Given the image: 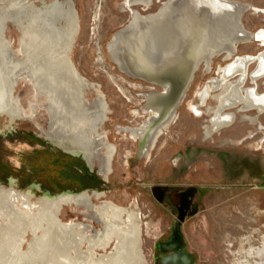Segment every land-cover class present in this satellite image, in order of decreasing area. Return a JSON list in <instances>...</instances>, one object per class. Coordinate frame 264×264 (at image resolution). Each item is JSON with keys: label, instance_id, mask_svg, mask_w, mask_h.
<instances>
[{"label": "bare ground", "instance_id": "6f19581e", "mask_svg": "<svg viewBox=\"0 0 264 264\" xmlns=\"http://www.w3.org/2000/svg\"><path fill=\"white\" fill-rule=\"evenodd\" d=\"M153 1L123 3L121 11L129 10L131 16L106 45L110 61L122 75L161 90L140 96L145 101L143 113L151 115L142 126L124 128L130 138L140 140L141 150L156 134L146 160L169 134V122L201 64L204 62L206 74L214 58L230 59L239 45L252 40L243 24L249 4L169 0L149 16L134 11L135 7L150 8ZM255 11L264 14V10ZM98 18L97 10L94 24ZM9 24L19 32L17 51L7 37ZM79 32L74 0H0V119L10 128L20 120L33 121L44 111L48 127L37 124L40 137L66 153L82 157L107 180L117 153L104 130L110 109L102 88L85 79L73 62ZM254 60L247 55L236 56L207 82L200 99L203 103L214 101L215 107L210 104L204 108L201 102L195 108L196 118L209 114L203 126L206 140L233 127L238 118L254 127L259 123L258 116L246 111L258 108L262 114L264 97L244 94L248 66ZM237 77L236 83L232 81ZM20 83L32 91L27 108L16 94ZM91 92L96 96L88 99ZM230 109L236 111H227ZM131 115L140 114L132 110ZM259 129L263 130V125ZM103 195L94 191L35 197L31 192L15 190L13 184L0 187V264H149L143 250L144 226L150 235L157 232L158 226L151 221L145 223L138 206L95 204L94 200ZM64 207L83 208L89 214L83 220L66 223L60 217ZM111 244V252L98 253ZM253 255L260 259L257 264H264V244L257 250L251 248L248 256ZM239 264L254 263L245 259Z\"/></svg>", "mask_w": 264, "mask_h": 264}, {"label": "rangeland", "instance_id": "374dc122", "mask_svg": "<svg viewBox=\"0 0 264 264\" xmlns=\"http://www.w3.org/2000/svg\"><path fill=\"white\" fill-rule=\"evenodd\" d=\"M74 1L80 20V32L72 59L82 76L100 86L106 96L110 118L104 130L110 144L117 147L112 160V173L106 180L98 169H91L82 157L66 153L41 138L37 124L46 128L48 121L45 112L40 111L37 120H20L10 128L0 119V187L9 188L13 184L15 190L31 192L35 197L96 191L104 195L94 200L95 204L113 202L126 208L138 206L144 222L151 221L158 226L157 232L152 235L144 226L143 250L149 264L152 263L155 241L171 224L175 215L167 203L161 202L153 194V190L157 187L163 189V192L164 188L180 191L191 187L200 189L202 193L195 197L194 204L202 207L200 210L203 212L199 218L188 220L184 232L191 249L206 253V257L198 258V263L211 260L212 255L209 253L216 250L215 242L218 238L219 242L225 238L224 241L229 243L227 223L230 216L243 223L251 212L250 207L264 206V129H259L261 125L264 128V116L255 127L238 118L233 127L206 140L201 126L206 125L209 114L202 119H195V108L202 102L201 86L215 75L219 64H224L222 58L217 57L210 74L205 75L203 68L197 72L185 102L178 111L179 121L160 140L158 150L152 153L150 160L137 161L134 156L137 142L126 134H117L116 127L142 122L143 118L133 117L131 112L141 103L135 93L142 91L138 85L143 84L122 75L106 52L107 42L114 32L128 21V13L121 11L125 0ZM159 1L163 4L169 0H156L155 6L149 11H143L142 7H135L134 10L142 15L156 12L162 6ZM231 1L264 8V0ZM97 10L99 18L97 24H94ZM243 23L248 31L264 27L262 20L250 13L245 15ZM7 37L12 40L14 50L17 51L19 32L11 24L8 25ZM238 50L239 55L258 51L255 44H241ZM16 94L23 106L29 107L33 99L31 88L20 83ZM94 96L96 92H91L87 98L92 99ZM210 104L212 108L215 107V102L208 99L201 106L206 108ZM88 214L83 208L64 207L60 217L68 223L83 220L82 217ZM95 227L101 228L96 223ZM237 241L244 242L243 239ZM251 248L257 250L260 247L251 246L245 253L239 251V254L231 257L233 264H239L245 259L257 264L259 257L248 256ZM113 249L111 244L105 252L98 253L111 252Z\"/></svg>", "mask_w": 264, "mask_h": 264}, {"label": "flooded vegetation", "instance_id": "af4514ba", "mask_svg": "<svg viewBox=\"0 0 264 264\" xmlns=\"http://www.w3.org/2000/svg\"><path fill=\"white\" fill-rule=\"evenodd\" d=\"M127 1L128 0H125L126 4L128 5ZM155 1L156 0L153 1V4L150 8H146V9L143 8V11L152 10L153 7L155 6ZM159 3L162 4L161 1H159ZM255 9L264 10L263 7L251 6V8L248 9L246 14L250 13L252 16H254L258 19H261L263 24H264V14L256 12ZM134 11L139 13L141 16H149V15H152V14L157 12L156 11L153 13H148L146 15H142L140 12H138L136 10H134ZM127 13H128V17L130 18L131 11L127 10ZM245 15L243 16V19H244ZM129 18H128V20H129ZM244 26H245V24H244ZM249 32L252 34V40L246 44H255L258 51L254 54L239 55V50L237 47L236 53L230 59H225L224 56H218V57L222 58L221 61H223L224 64H219L215 69V75L212 77H209L203 83V85L201 86L202 92H203L207 82L210 79L218 76V69L220 67L221 68L225 67L227 64L232 62L236 56L247 55V56L253 57L255 60L253 62H251L248 66V72H247V76H246L245 84H244V87L246 88L244 94H245V96H246V93H249V94H254L257 97H264V89H262V88H264V72H263L264 71V27H261L257 30H254V31L251 30ZM216 58H214L210 62L211 68H210V71H208L206 74H205V68H203L205 66L204 62L201 64L198 71L201 68H203L204 69L203 73L205 75L210 74L213 70V64H214ZM237 79H238V77L234 78L232 81H235V83H236ZM194 80H195V78H194ZM133 81H136V80H133ZM136 82H140L143 85H138V87L141 88L142 91L140 93L139 92L135 93L136 98L141 100V103H139L138 107L134 110H137L139 112V114H140L139 118H143V120L141 123H139L137 125H132V126L118 125L116 127L117 134H126L129 137H130V134L125 132V130H124L125 127L139 128L142 126L143 122L151 116L148 113H143L142 109H143L145 101L140 96L161 91L160 89H158L152 85L146 84L145 82H142V81H136ZM210 87H211V85H210ZM197 101H198V103H200V99H198ZM184 102H185V99H184L183 103L181 104V106L184 104ZM180 107H179V109H180ZM179 109L175 113L176 118L174 119V117H175V115H174L173 119L169 122V123H171L169 126V129L172 128L173 125H176L178 123L179 118H180L179 114H178ZM227 111H236V109H230ZM227 111H225V112H227ZM259 111L260 110L258 108H255V109H252V110L246 111V112L249 113L250 115H253L254 117L258 116V121H260V118L262 116H264V115H262V114H264V112L259 115ZM237 115L239 116V113ZM205 116H206V114H205ZM203 117H204V114L201 115V117L199 119H202ZM195 119H197V118H195ZM237 120L238 119H236L233 124H235L237 122ZM256 126H258V125H256ZM201 127L203 128V126H201ZM155 136H156V134H155ZM153 138L149 139L147 141V144H146L147 146H145L142 150L140 149V140L137 139V141H136L133 139L134 141L137 142V145H138L137 151L134 154L135 159L137 161L146 160V158H147L146 155H147V152L150 150L151 142H152ZM201 193H202V190L194 188V187L185 189L184 191L173 190V189L170 190L168 188H164V192H163L162 196L161 195L159 196V199H161L160 200L161 202L167 203L175 215L173 216L174 219L171 221V224L166 228V230L159 236V238L154 243V246L152 249V263L151 264H199L198 258L204 257V256L206 257V253H204L198 249H194V248L191 249V247L188 244L185 232H184V228L186 227L188 220L193 218V217L199 218L201 216L200 213L203 212L202 209L200 210V208H202V207L196 206L194 204L195 197L197 195H200ZM263 207L264 206H262V205L250 207L249 210L251 212H249L250 214L247 216L246 220L243 223H241L237 219H232V217L234 218V216H230V219L228 221L229 223H227V225L229 226V231H230L228 234V238H227V241H229V243L224 241L225 238L223 241L219 242V238H218V241L215 242L216 250L209 253L212 255L211 260H209V259L204 260L202 264H226V263L227 264H233L231 257H234L235 254H239V251H243L245 253L246 250H248L251 246H255L257 248L261 247V245L263 244V240H264V210H262ZM216 232L220 233L219 230H217ZM240 239H243L244 242L240 243L237 241ZM225 245L227 247H225Z\"/></svg>", "mask_w": 264, "mask_h": 264}, {"label": "water", "instance_id": "95a60500", "mask_svg": "<svg viewBox=\"0 0 264 264\" xmlns=\"http://www.w3.org/2000/svg\"><path fill=\"white\" fill-rule=\"evenodd\" d=\"M106 47H107V46H106ZM109 55H110V54H109ZM153 194L159 198V196H160V195L162 196V194H163V189L157 187V188H155V189L153 190ZM159 200H161V199H159Z\"/></svg>", "mask_w": 264, "mask_h": 264}]
</instances>
